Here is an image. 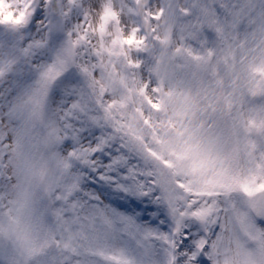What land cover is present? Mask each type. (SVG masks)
Listing matches in <instances>:
<instances>
[{
    "label": "snow or ice",
    "instance_id": "obj_1",
    "mask_svg": "<svg viewBox=\"0 0 264 264\" xmlns=\"http://www.w3.org/2000/svg\"><path fill=\"white\" fill-rule=\"evenodd\" d=\"M0 264H264V0H0Z\"/></svg>",
    "mask_w": 264,
    "mask_h": 264
}]
</instances>
